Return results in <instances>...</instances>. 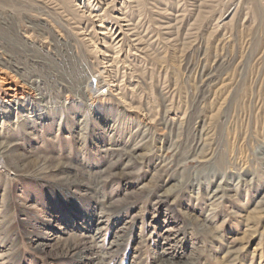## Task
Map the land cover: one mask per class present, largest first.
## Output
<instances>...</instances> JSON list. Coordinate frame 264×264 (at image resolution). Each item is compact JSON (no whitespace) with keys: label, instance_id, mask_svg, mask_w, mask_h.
Segmentation results:
<instances>
[{"label":"rangeland","instance_id":"1","mask_svg":"<svg viewBox=\"0 0 264 264\" xmlns=\"http://www.w3.org/2000/svg\"><path fill=\"white\" fill-rule=\"evenodd\" d=\"M0 264H264V0H0Z\"/></svg>","mask_w":264,"mask_h":264},{"label":"bare ground","instance_id":"2","mask_svg":"<svg viewBox=\"0 0 264 264\" xmlns=\"http://www.w3.org/2000/svg\"><path fill=\"white\" fill-rule=\"evenodd\" d=\"M92 251V250H91Z\"/></svg>","mask_w":264,"mask_h":264}]
</instances>
